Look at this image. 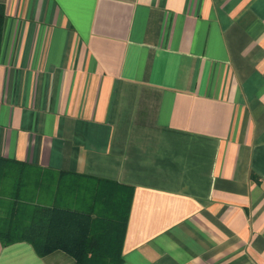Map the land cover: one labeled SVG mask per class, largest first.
Returning <instances> with one entry per match:
<instances>
[{
	"label": "crops",
	"instance_id": "1",
	"mask_svg": "<svg viewBox=\"0 0 264 264\" xmlns=\"http://www.w3.org/2000/svg\"><path fill=\"white\" fill-rule=\"evenodd\" d=\"M0 5V157L115 206L86 264H264V0Z\"/></svg>",
	"mask_w": 264,
	"mask_h": 264
},
{
	"label": "trees",
	"instance_id": "2",
	"mask_svg": "<svg viewBox=\"0 0 264 264\" xmlns=\"http://www.w3.org/2000/svg\"><path fill=\"white\" fill-rule=\"evenodd\" d=\"M4 17L5 8L0 5V38ZM81 178L0 157L2 244L27 242L40 256L63 251L77 264H86L104 255L101 241L109 240L111 235L100 231V227L114 225L115 218L102 216L101 211H111L115 206L104 205L102 200L98 207V199L89 196L88 201L96 202V208H81V201L77 199L79 192L82 193Z\"/></svg>",
	"mask_w": 264,
	"mask_h": 264
},
{
	"label": "rangeland",
	"instance_id": "3",
	"mask_svg": "<svg viewBox=\"0 0 264 264\" xmlns=\"http://www.w3.org/2000/svg\"><path fill=\"white\" fill-rule=\"evenodd\" d=\"M1 217V216H0ZM2 218V217H1Z\"/></svg>",
	"mask_w": 264,
	"mask_h": 264
}]
</instances>
